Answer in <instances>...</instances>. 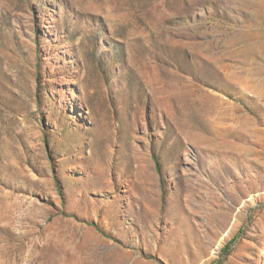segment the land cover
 <instances>
[{"label": "rangeland", "instance_id": "1", "mask_svg": "<svg viewBox=\"0 0 264 264\" xmlns=\"http://www.w3.org/2000/svg\"><path fill=\"white\" fill-rule=\"evenodd\" d=\"M0 264H264V0H0Z\"/></svg>", "mask_w": 264, "mask_h": 264}, {"label": "trees", "instance_id": "2", "mask_svg": "<svg viewBox=\"0 0 264 264\" xmlns=\"http://www.w3.org/2000/svg\"><path fill=\"white\" fill-rule=\"evenodd\" d=\"M44 141H45V144L47 146L48 143H47V135L46 134H44ZM156 167H157L158 170L160 169V165L157 163V161H156ZM56 181L58 182V180H56Z\"/></svg>", "mask_w": 264, "mask_h": 264}]
</instances>
